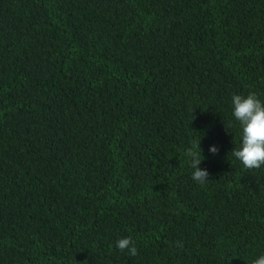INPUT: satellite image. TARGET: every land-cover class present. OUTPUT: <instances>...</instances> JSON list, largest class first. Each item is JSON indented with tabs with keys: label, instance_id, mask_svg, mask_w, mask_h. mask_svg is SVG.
<instances>
[{
	"label": "trees",
	"instance_id": "obj_1",
	"mask_svg": "<svg viewBox=\"0 0 264 264\" xmlns=\"http://www.w3.org/2000/svg\"><path fill=\"white\" fill-rule=\"evenodd\" d=\"M249 91L264 0H0V264H250L264 166L226 128Z\"/></svg>",
	"mask_w": 264,
	"mask_h": 264
},
{
	"label": "clouds",
	"instance_id": "obj_2",
	"mask_svg": "<svg viewBox=\"0 0 264 264\" xmlns=\"http://www.w3.org/2000/svg\"><path fill=\"white\" fill-rule=\"evenodd\" d=\"M230 111L232 119L225 127L229 130L235 124L239 131V142L230 150L231 155L246 169L264 166V99L253 91L246 94L233 92L230 96ZM207 151L215 155L219 152V147L212 143L208 145ZM185 155L191 166L193 181L203 185L208 180L209 170L200 166L205 157L199 142L195 146L188 147ZM114 246L126 251L130 256H135L138 252L131 236L118 237ZM250 264H264V251L256 254L250 260Z\"/></svg>",
	"mask_w": 264,
	"mask_h": 264
}]
</instances>
